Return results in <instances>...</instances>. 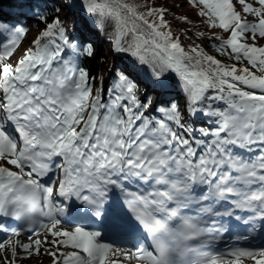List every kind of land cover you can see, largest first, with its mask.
<instances>
[{
  "label": "snow or ice",
  "instance_id": "snow-or-ice-1",
  "mask_svg": "<svg viewBox=\"0 0 264 264\" xmlns=\"http://www.w3.org/2000/svg\"><path fill=\"white\" fill-rule=\"evenodd\" d=\"M50 2L55 7L29 17L40 30L23 50L27 14L0 17V218L47 221L28 228L38 238L23 244L12 239L23 228L0 222L8 234L0 249L9 245L12 257L3 264H15L17 249L24 259L46 254L51 264H264V246L214 247L225 233L249 239L225 217L264 221V46L256 45L264 0H187L204 25L228 33L211 37L220 41L212 48L246 61L240 68L201 44H182L167 8ZM12 6L32 8L31 0ZM174 20L192 23L187 15ZM109 26L111 50L131 59L113 64L104 88L87 65L98 55L95 33ZM50 174L55 181L43 183ZM116 192L122 205L110 196ZM128 221L138 228L124 231ZM115 233L134 242L117 244Z\"/></svg>",
  "mask_w": 264,
  "mask_h": 264
},
{
  "label": "trees",
  "instance_id": "trees-1",
  "mask_svg": "<svg viewBox=\"0 0 264 264\" xmlns=\"http://www.w3.org/2000/svg\"><path fill=\"white\" fill-rule=\"evenodd\" d=\"M130 3H134L139 6L140 11H145L149 7H164L169 9L166 14V19L173 23V32L174 34H179L182 32L181 30L184 28H188L194 33L202 32L206 35H210L211 37L219 36L221 39H224L228 33H224L223 30L219 28H208L207 25H204L201 21L203 18L197 16V9L192 8L187 0H128ZM32 8L31 11L27 7L23 9H27L29 12L35 14L36 9L40 6L42 12H48L50 8L55 7V5L51 4L50 0L47 6H45V0H31ZM182 4V7H178L176 5ZM27 14V13H26ZM180 15H187L189 19L192 21L191 24H184L179 21L174 20V17ZM24 21H31L32 28H37V22L35 19H29L27 15L23 18ZM111 32V27L109 26L103 32H96L94 36V45L98 50V55L88 63L87 67L91 74V76L96 77L95 84L97 87L104 85L105 78L107 74V81L105 83L106 88L110 86L112 83V77L115 76L116 70L113 69V64L117 66V68L122 67L124 63H126L130 57L127 54H116L112 49V45L109 42V34ZM186 47L190 44L189 41H181ZM213 44H218L220 41L212 39ZM210 55L214 56L216 59L220 60L223 64L233 65L235 64L237 68L245 67L247 64H244L243 61L237 62L233 59H230L228 56L221 55L215 51L211 47ZM239 74V73H238ZM179 95V93H177ZM179 104L183 106L184 98L182 95H179Z\"/></svg>",
  "mask_w": 264,
  "mask_h": 264
},
{
  "label": "rangeland",
  "instance_id": "rangeland-1",
  "mask_svg": "<svg viewBox=\"0 0 264 264\" xmlns=\"http://www.w3.org/2000/svg\"><path fill=\"white\" fill-rule=\"evenodd\" d=\"M4 1H8V0H0V5L4 2ZM12 1H9L7 3V5H4L6 7V9H16V7H13L12 6ZM249 2H253V0H249ZM6 4V2H4ZM3 3V4H4ZM237 10H240V6L237 5ZM1 11V9H0ZM60 15H63V13H60ZM71 19V17H70ZM248 20L250 21H254V17H247ZM39 27H37L36 29H32L30 28V31H29V35L30 37L29 38H25L23 40V43L21 45V50H23V48H26L29 44V42L35 37V35L38 33L39 31ZM194 33L193 31L190 30V34ZM177 35H180L181 36V41H189L190 44H201V46L204 48V50L210 55V49L212 47V39L210 35H206L204 34L203 37H201L200 39H197L196 36H192L191 39H187L184 37V35L182 34V32H180L179 34ZM250 36V35H249ZM248 43H252V40L249 38L247 40ZM94 45H96L94 43ZM256 45L257 46H264V38H257L256 40ZM20 55L19 52L16 53V56L18 57ZM15 59V57H14ZM246 62V61H245ZM106 88V87H105ZM258 91V90H257ZM44 236V233L42 235H40L39 238H43ZM38 237H34V238H31V239H36ZM31 239H27L26 240V243H31ZM15 241V240H14ZM22 244H23V241L22 240H19ZM42 253H43V249L41 250ZM27 254L22 252L21 250L17 249V259L15 261V264H51V257L47 256L46 254H41L39 256L33 254L32 256L28 257L27 259H24L22 257L26 256ZM5 259H8V260H11L12 257H11V248L9 245H5V248L4 249H0V264H3L4 260ZM133 264H136L135 261H133ZM244 264H252L251 261H244Z\"/></svg>",
  "mask_w": 264,
  "mask_h": 264
}]
</instances>
